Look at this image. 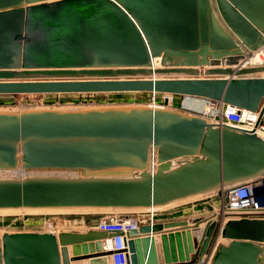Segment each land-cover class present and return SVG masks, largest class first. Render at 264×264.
I'll return each instance as SVG.
<instances>
[{"label":"water","instance_id":"95a60500","mask_svg":"<svg viewBox=\"0 0 264 264\" xmlns=\"http://www.w3.org/2000/svg\"><path fill=\"white\" fill-rule=\"evenodd\" d=\"M260 49L264 0H0V96L170 93L262 115L264 65L241 64ZM39 170L82 175L0 177V210L164 207L260 176L264 139L150 106L0 111V172ZM113 236L4 233L0 264H109ZM128 246L129 264H264V219L142 225Z\"/></svg>","mask_w":264,"mask_h":264},{"label":"built area","instance_id":"2783aa9c","mask_svg":"<svg viewBox=\"0 0 264 264\" xmlns=\"http://www.w3.org/2000/svg\"><path fill=\"white\" fill-rule=\"evenodd\" d=\"M253 55H259L263 60L257 64L247 62L245 65H264V49L251 52L248 57ZM146 106L198 116L210 124L228 125L249 132L255 131L258 136L264 139V113L261 115L260 111L237 109L222 102L170 93H148ZM152 156L153 162L149 167L150 172H154L158 166L155 151L152 152ZM20 173L24 175L19 174L17 177L24 178L36 175L32 171ZM211 194L215 201L214 212L211 217H214L221 228L230 219H264V172L256 178L223 187ZM217 202L219 203L218 209H216ZM166 209L168 208L151 207L103 211L97 214L99 222L96 225L92 226L89 221L71 229H61L54 226L53 222H49L47 223L49 228L47 232L57 235L62 231L77 229L82 231L98 230L114 234L112 238L104 241V250L112 253L108 257L109 264H129L128 241L130 233L139 230L142 225L157 224L159 215ZM211 258L212 255L206 257L203 264H210Z\"/></svg>","mask_w":264,"mask_h":264},{"label":"rangeland","instance_id":"374dc122","mask_svg":"<svg viewBox=\"0 0 264 264\" xmlns=\"http://www.w3.org/2000/svg\"><path fill=\"white\" fill-rule=\"evenodd\" d=\"M148 95L142 93L123 94H66V95H16L0 97V111H21V110H41V109H87L102 107H123V106H146ZM36 175L46 176H68L73 174L69 171L39 170L32 171ZM82 175V173L77 172ZM13 176L12 174L0 172V177ZM209 195L179 203L168 207L176 211L174 216L190 217L210 214V210L203 207L209 201ZM219 203L216 204L218 209ZM111 211V210H106ZM121 211V210H118ZM17 212V211H16ZM20 212V211H19ZM0 212V234L19 232H47V223L53 222L54 226L61 229H71L80 226L83 219L94 218L96 213L89 212H34L23 211L21 213ZM103 212V211H102ZM168 215V214H166ZM162 217L164 216L161 215ZM160 216V217H161ZM167 217V216H166ZM227 243V241H224ZM77 249L71 248L73 254ZM83 253V252H82ZM109 260V259H108ZM91 263L89 260H84ZM83 261V262H84Z\"/></svg>","mask_w":264,"mask_h":264},{"label":"bare ground","instance_id":"6f19581e","mask_svg":"<svg viewBox=\"0 0 264 264\" xmlns=\"http://www.w3.org/2000/svg\"><path fill=\"white\" fill-rule=\"evenodd\" d=\"M263 60V58H261L259 55H253L251 57H247L245 59V61L243 62V64L247 63V62H251V63H254V64H257L259 63V61ZM159 64V60L156 61L155 65L157 66ZM8 174H12L13 176H17V175H24L23 173H20V171H16V172H10ZM32 174V173H31ZM72 176H76V175H81L77 172H73V174H70ZM204 195H200V196H194V197H191V198H188L186 200H182V201H177V202H174L172 204H169L167 206H164L162 208H168L170 206H173V205H176V204H179V203H183V202H187V201H190V200H194V199H197V198H200ZM108 209H104V210H93V209H2L0 210V212H5V213H21L23 211H34V212H91V213H95V212H102V211H106ZM111 210V209H109ZM17 211V212H16ZM221 240V239H220ZM90 261V260H89ZM75 264H91L90 262L88 261H78V262H74ZM203 264V263H202Z\"/></svg>","mask_w":264,"mask_h":264},{"label":"crops","instance_id":"0c3cea01","mask_svg":"<svg viewBox=\"0 0 264 264\" xmlns=\"http://www.w3.org/2000/svg\"><path fill=\"white\" fill-rule=\"evenodd\" d=\"M244 61H241V64H243ZM206 68V67H204ZM208 68V67H207ZM142 94H147L148 93H142ZM0 97H5V96H0ZM209 195V201H207L203 207L204 210H210V208H213V206L215 205V201H214V198L212 196V194H208ZM96 214H99V212H95ZM164 213V216L162 217L161 215H163ZM176 213V211H172L170 209H166L165 211H163L161 213V215H159L158 217V222L157 224H164V223H167V222H175V221H186V220H189V219H193V218H197V217H201V216H190V217H177V216H174ZM168 214V215H166ZM213 214V211L207 215H202L204 217H211ZM161 216V217H160ZM167 216V217H166ZM91 220V218H86V219H83L82 223H87ZM81 223V224H82ZM203 228V227H202ZM175 230H178V228H172V229H164L163 231L159 232V234L156 235L157 238H160V233H163V232H171V231H175ZM221 240H219L220 243H225L222 238H220ZM72 264H75V263H72Z\"/></svg>","mask_w":264,"mask_h":264}]
</instances>
